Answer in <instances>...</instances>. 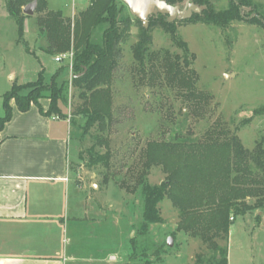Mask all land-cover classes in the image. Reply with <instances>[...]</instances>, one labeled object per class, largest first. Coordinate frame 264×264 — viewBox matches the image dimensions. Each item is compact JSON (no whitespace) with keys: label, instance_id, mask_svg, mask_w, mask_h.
I'll return each instance as SVG.
<instances>
[{"label":"rangeland","instance_id":"374dc122","mask_svg":"<svg viewBox=\"0 0 264 264\" xmlns=\"http://www.w3.org/2000/svg\"><path fill=\"white\" fill-rule=\"evenodd\" d=\"M116 1L121 15L133 21L128 7ZM210 1L215 10L226 8L229 2ZM256 1L261 3V10L251 5L243 11L253 9L264 18V0ZM88 2L47 0V7L61 10L74 22ZM36 15L34 10L24 18L20 36L6 9V0H0V115L2 96L14 81L35 80L43 70V84L47 87L52 84V74L61 69L55 77L54 90L59 91V114L70 121V190L65 217L72 247L84 258L78 264H102L91 261L98 255L91 253L92 248L99 249L103 256L108 254V264H216L212 259H220L217 249L225 246L227 264H264V206L236 215L226 240L212 237L204 243L200 236L179 226L180 212L168 197L157 204L161 221L144 223V196L141 185L136 183L137 175L144 171L143 152L148 141L174 140L175 135L193 140L208 127L222 124L230 131L236 130L245 148L251 150L258 143L264 148V27L237 20L226 28L188 18L172 21L179 38L194 53L192 68L198 77L197 89L210 95L205 110L195 114L162 75L152 78L148 65L140 70L131 49L139 30L130 26L129 36L120 44L110 84V119H106L104 130L96 123L84 133V118L72 113L83 103L85 92L72 85L68 58L55 61L54 54L42 49L46 41L38 31ZM157 22L155 18L150 30L149 50L180 55L181 48ZM91 38L102 42V26L92 29ZM41 94L39 104L45 100L49 107L52 91L48 88ZM100 137L107 139V147L100 145ZM92 145L94 152L101 155L108 149L106 163L92 162L93 154L88 151ZM145 176L150 186L166 178L160 165H151ZM254 200L248 198L246 202L253 204ZM168 237L172 239L170 246Z\"/></svg>","mask_w":264,"mask_h":264},{"label":"trees","instance_id":"16d2710c","mask_svg":"<svg viewBox=\"0 0 264 264\" xmlns=\"http://www.w3.org/2000/svg\"><path fill=\"white\" fill-rule=\"evenodd\" d=\"M30 1L6 0V9L15 20L20 36L23 35L24 18L29 17L22 12V7ZM165 1L180 5L186 0ZM191 1L204 7L199 13H193L188 21L226 28L237 20L264 27V18L258 11H243L253 5L252 0H229L227 7L220 10H215L210 0ZM119 2L124 4L121 0ZM118 4L116 0H89L78 11L73 22L61 10L48 8L47 0H37L35 20L39 33L46 41L42 49L55 56L72 52L71 83L85 92L82 95L83 103L72 114L84 118L83 132L88 133L96 123L100 130L106 128L110 119L113 71L118 64L120 44L126 41L132 25L139 30L131 49L140 70L143 71L148 65L152 78L162 75L164 81L174 87L187 106L191 107L190 112L200 114L208 105L210 95L196 87L198 77L192 68L194 53L179 38L174 22H168L166 15L158 13L150 15L145 26L135 16L133 21L123 17ZM155 18L158 19L156 24L181 48L180 55H172L167 50H149L150 30ZM99 25L102 26L101 43L91 38L92 29ZM60 71L52 74V84L47 87L43 84V70L38 72L35 80L25 83L14 81L2 96L0 131L11 118V100L19 111H26L34 104L44 115L53 114L63 118L57 106L59 91L54 90L55 77ZM48 88L52 95L49 107L44 111L38 100L42 91ZM99 143L108 146L106 138L100 137ZM93 148V145L88 148L89 153L93 154L91 157H94L92 162L101 160L106 163L108 149L101 155ZM143 154L144 171L137 175L136 183L141 185L144 196V223L161 221L157 204L168 197L180 212L179 226L193 236H200L205 243L212 237L226 240L231 221L236 215H244L247 211L264 206V148L260 143L251 150L245 148L236 130L230 131L220 124L208 127L193 140L175 135L174 140L148 141ZM151 165H160L166 174L158 185L150 186L146 182L145 173ZM248 198H254V203L246 202ZM217 251L220 259L213 258L212 263L227 264V247L218 248Z\"/></svg>","mask_w":264,"mask_h":264},{"label":"crops","instance_id":"0c3cea01","mask_svg":"<svg viewBox=\"0 0 264 264\" xmlns=\"http://www.w3.org/2000/svg\"><path fill=\"white\" fill-rule=\"evenodd\" d=\"M40 102L46 111L48 102ZM10 105L0 131V264H78L83 257L72 247L65 217L70 121L34 104L26 111ZM92 250L98 255L91 261L108 264V254Z\"/></svg>","mask_w":264,"mask_h":264},{"label":"water","instance_id":"95a60500","mask_svg":"<svg viewBox=\"0 0 264 264\" xmlns=\"http://www.w3.org/2000/svg\"><path fill=\"white\" fill-rule=\"evenodd\" d=\"M130 10V12L140 19L146 26V21L150 15L164 14L166 20L172 22L177 19H186L193 13H199L201 8L191 0H186L183 6L179 4H169L165 0H121ZM37 6V0H32L25 4L22 12L25 15H32ZM172 244L171 237L167 239V245Z\"/></svg>","mask_w":264,"mask_h":264},{"label":"built area","instance_id":"2783aa9c","mask_svg":"<svg viewBox=\"0 0 264 264\" xmlns=\"http://www.w3.org/2000/svg\"><path fill=\"white\" fill-rule=\"evenodd\" d=\"M67 57L69 60V65L68 68L71 70L72 69V52H66L63 54H58L57 56L54 57L55 61H60L62 58ZM232 219V218H230Z\"/></svg>","mask_w":264,"mask_h":264}]
</instances>
